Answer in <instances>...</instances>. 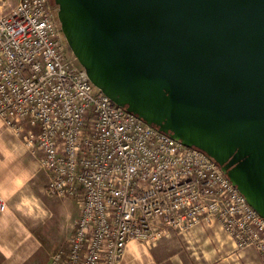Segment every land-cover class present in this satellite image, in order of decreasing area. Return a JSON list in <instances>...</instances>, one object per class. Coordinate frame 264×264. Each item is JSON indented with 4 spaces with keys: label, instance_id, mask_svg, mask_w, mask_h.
<instances>
[{
    "label": "built area",
    "instance_id": "built-area-1",
    "mask_svg": "<svg viewBox=\"0 0 264 264\" xmlns=\"http://www.w3.org/2000/svg\"><path fill=\"white\" fill-rule=\"evenodd\" d=\"M57 12L51 0H18L0 15V119L48 172V192L79 208L50 264H118L132 240L215 219L264 262V218L227 172L92 83ZM7 205L0 194V212Z\"/></svg>",
    "mask_w": 264,
    "mask_h": 264
},
{
    "label": "water",
    "instance_id": "water-1",
    "mask_svg": "<svg viewBox=\"0 0 264 264\" xmlns=\"http://www.w3.org/2000/svg\"><path fill=\"white\" fill-rule=\"evenodd\" d=\"M116 104L206 151L264 218V0H55Z\"/></svg>",
    "mask_w": 264,
    "mask_h": 264
},
{
    "label": "crops",
    "instance_id": "crops-1",
    "mask_svg": "<svg viewBox=\"0 0 264 264\" xmlns=\"http://www.w3.org/2000/svg\"><path fill=\"white\" fill-rule=\"evenodd\" d=\"M40 168L0 119V194L8 203L0 212V264H26L40 245L36 222L42 207L31 186ZM78 215L79 208L71 232ZM123 254L118 264H264L255 249H239L217 219L186 235L170 230L153 243L132 240Z\"/></svg>",
    "mask_w": 264,
    "mask_h": 264
},
{
    "label": "rangeland",
    "instance_id": "rangeland-1",
    "mask_svg": "<svg viewBox=\"0 0 264 264\" xmlns=\"http://www.w3.org/2000/svg\"><path fill=\"white\" fill-rule=\"evenodd\" d=\"M17 1L0 0V15H7ZM51 2L56 5L55 0ZM48 180V172L40 168L31 184L42 207V211L39 207L37 208L40 213L36 222L40 245L26 264H50L52 254L66 242L71 234L72 217L78 210V204L74 199L51 195L46 188ZM27 207L31 209L29 204Z\"/></svg>",
    "mask_w": 264,
    "mask_h": 264
}]
</instances>
